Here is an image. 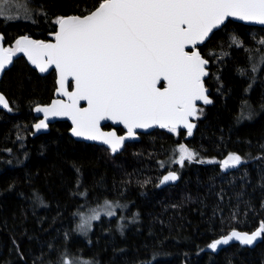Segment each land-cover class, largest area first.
<instances>
[{
  "label": "trees",
  "instance_id": "16d2710c",
  "mask_svg": "<svg viewBox=\"0 0 264 264\" xmlns=\"http://www.w3.org/2000/svg\"><path fill=\"white\" fill-rule=\"evenodd\" d=\"M27 15L0 18L5 48L21 36L49 41L56 19L84 15L103 0H15ZM39 6V7H37ZM42 13H46L44 15ZM235 36L243 46L232 43ZM264 28L228 21L199 48L208 61L212 103L199 106L191 136L156 129L117 155L75 141L58 122L35 134L34 108L55 97L56 73L41 76L16 57L0 82V264H264V234L255 248L209 245L232 230L264 224ZM243 73V74H241ZM106 128H109L108 126ZM120 131H123L120 129ZM183 145L196 154L176 163ZM242 163L225 170L223 161ZM177 171L180 181L157 187ZM110 202L113 218L79 233L80 215Z\"/></svg>",
  "mask_w": 264,
  "mask_h": 264
},
{
  "label": "snow or ice",
  "instance_id": "6c2138e0",
  "mask_svg": "<svg viewBox=\"0 0 264 264\" xmlns=\"http://www.w3.org/2000/svg\"><path fill=\"white\" fill-rule=\"evenodd\" d=\"M8 3L0 0V16ZM229 18L264 25V0H103L83 16L56 19L55 43L25 36L16 41L15 49L0 46V73L18 52L27 55L40 72L52 66L59 72L60 94L67 96L68 102L57 100L50 107H37L35 111L44 114L35 125L37 131L48 127L50 116H66L75 125L74 136L100 140L114 153L125 138L102 132L103 120L123 124L128 137L135 135V129L153 126L173 133L183 126L191 135L195 125L189 118L197 117V101H212L203 83L208 61L198 51L185 49L204 43ZM232 43L243 46L235 36ZM258 43L264 44V40ZM69 78L75 82V91L67 90ZM161 80L166 81L163 90L157 87ZM82 100L87 107H80ZM0 106L12 110L3 95ZM178 151L175 162L181 166L196 158L183 145ZM240 162L241 157L232 154L223 165L236 167ZM177 179L173 172L164 176L163 182ZM105 207L112 209L113 205L105 201ZM99 218L100 212L94 211L79 229L84 231L90 220ZM262 234L264 224L252 234L233 231L209 247L215 251L233 239L252 245Z\"/></svg>",
  "mask_w": 264,
  "mask_h": 264
},
{
  "label": "water",
  "instance_id": "95a60500",
  "mask_svg": "<svg viewBox=\"0 0 264 264\" xmlns=\"http://www.w3.org/2000/svg\"><path fill=\"white\" fill-rule=\"evenodd\" d=\"M94 10H95V9H94ZM70 16H74V15L65 16L64 18H67V17H70ZM81 16H83V15H81ZM228 21H233V22L240 23V24H243V25H246V26H250V27L264 28V25H258V24H254V23H248V22H244V21H239V20H236V19H233V18H229L227 21H225V24H226ZM225 24H224V25H225ZM222 26H223V25H221L220 28H221ZM220 28L214 29L213 32H214V31H217V30L220 29ZM58 30H59V26L57 27V31H56V32H58ZM213 32H212V33H213ZM212 33H211V34H212ZM211 34L209 35L208 39L210 38ZM0 36H2V35H0ZM25 36H26V35L21 36L20 39L23 38V37H25ZM2 37H3V36H2ZM27 37H28L29 39H31V40H35V41H38V42H44V43H55V36H54V38H53L52 40H49V41L36 40L35 38H33V37H31V36H27ZM208 39H207V40H208ZM207 40H205L204 43H205ZM204 43H202V44H198V45L196 46L195 49L187 48V49H185V50H186V51H189V52H191V51H198V52L200 53L199 48H200ZM0 46H3V47L5 48V46H4V39H3L2 41H0ZM200 55H201V53H200ZM16 57H23V58L26 60V62L28 63V65H29L32 69H34L35 71H37L41 76H45V75H47V74H49V73H51V72H53V71L56 73V84H57V89H56V91H55V97H54V99L51 101L50 104H48V105H46V106H37V107H50V106L52 105V103L55 102V101H57V100H61V101L65 102V103L68 102V98H67V96H64V95H61V94H60L59 72L55 69V67L52 66V67H50V68L48 69V71H46V72H40L39 68L36 67V65L32 64V62L28 59L27 55H25L24 53H19V52H18V53H16V54L12 57V63L9 64L8 66H6V68L4 69V71H3L2 73H0V82H1V80H2V78H3V76H4V74H5V72H6L7 70H9V68L12 66V64H13V62H14V60H15ZM201 57L203 58L202 55H201ZM207 65H208V64H207ZM207 65H206L205 67H206V71L208 72ZM208 74H209V72H208ZM207 77H208V75L205 76V77L203 78V83H204V87H205L206 90H207V91H206V94L208 95L209 99L212 101V98H211V95H210V90L205 86V80L207 79ZM161 82H164V84H165L164 87H166V81L161 80ZM161 82H160V83H161ZM66 87H67V90H68L69 92H71V91H75V82H74L71 78H69V80L67 81ZM157 87L161 88V87L159 86V84L157 85ZM164 87H163V88H164ZM163 88H161V90H163ZM0 95H3V94L0 92ZM3 96H4V95H3ZM4 97H5V96H4ZM5 99L7 100L6 97H5ZM7 101H8V100H7ZM8 103H9V102H8ZM210 104H211V103H210ZM210 104H204L202 101H197V108H198L199 106H209ZM9 107H10V104H9ZM37 107L34 108V115H35V117L38 119L37 123H39L41 120L44 119V114H43L42 112H36L35 109H36ZM80 107H81V108L87 107V102H86V101H83V100L80 101ZM0 111H6V112H9L8 109L3 108L2 106H0ZM195 118H196V117H190V118H189V122H190V123H193V124L195 125V123H194ZM46 122H47V124H48V127L45 128V129H40L39 131H37L36 128H35V125H36L37 123L34 125V130H35V134H36V135H38V134H42V133L48 131L50 125H53V124L58 123V122H67V123L70 125V127H71L70 130H69V135H70L75 141H78V142H84V143H87V144H92V145H97V146H103V147L109 149V150L112 152L110 146L107 145V144H104V143H103L102 141H100V140L93 141V140H87V139H85V138H83V137H77V136H74V135L72 134V129L75 127V125H73L71 119H69V118L66 117V116H55V117H51V116H50ZM108 125L111 126V129H109V130L104 129V127H105V126H108ZM119 128H122V129L124 130V133H123V134H118L117 129H119ZM156 129H164V128H160L159 126H153V127H151V128H148V129H135V135H134L133 137H128V130H127V128H126L123 124H118V123H115V122L110 121V120H103V121L100 122V130H101L102 132H104V133L114 132V133L116 134L117 137H124V138H125V139H124V143H123V145H122V146H121V147H120L115 153L112 152L113 155H117V154L121 153V152L123 151V149H124V147H125V145H126L127 143H133V142H138V141H140V135H141V134H149V133L153 132V131L156 130ZM194 129H195V127L192 129V134H193V132H194ZM177 130H183V131H186V132H187V129L184 128L183 126L179 127ZM192 134H191V135H192ZM191 135H189V136H191ZM173 172L179 177V179H177L176 181H168V182H166V183L163 182V177L166 176V175H168L169 173H173ZM179 181H180V174H179L177 171H173V170H171V171H168V172H166V173H164V174L162 175V177H161L160 180H159V183H158L157 187H158L159 189H163V188L168 187V186H171V185H176V184L179 183ZM259 228H260V227H258L256 230H254V231H252V232L240 231V230H237V229H236V230H232L229 234H227V235H225V236H222V237L218 238L217 240L222 239V238H224V237L230 235L233 231H237V232H240V233H242V234H252V233H254L255 231L259 230ZM262 239H263V237L258 238V239H257L252 245H244V244H241L238 240L233 239V240L230 241L227 245H220V246H218V248H217L215 251H214L213 249H211V248H209V250H210L211 253L215 254V253H219V252H221L222 250L226 249L227 247H229V246H231V245H240L241 247H244V248H250V249H253V248H255L259 243H261ZM215 241H216V240H215ZM215 241H213L212 243H214ZM212 243H211V244H212Z\"/></svg>",
  "mask_w": 264,
  "mask_h": 264
},
{
  "label": "rangeland",
  "instance_id": "374dc122",
  "mask_svg": "<svg viewBox=\"0 0 264 264\" xmlns=\"http://www.w3.org/2000/svg\"><path fill=\"white\" fill-rule=\"evenodd\" d=\"M23 15H27V12L25 11V7L18 1L15 0H9V3L7 5H5V13L3 16H0V18H7L11 17L9 20H13L16 19L15 17H21ZM28 16V15H27ZM228 158V157H227ZM225 158V160L227 159ZM224 160V161H225ZM223 161V162H224ZM242 163V161L240 162V164ZM238 166V165H237ZM223 168L225 170L234 168V167H229V168H225L223 165ZM113 205V204H112ZM94 211H99L100 212V218L98 220H90V227L86 226L84 231H79L80 235L85 237V238H89L91 231L94 228L95 223L99 222V220L103 217L106 218H113L116 215L117 212V206L113 205L112 209H108L105 207V203L102 205H99L98 207H96L95 209H92L90 211L84 212L80 215V221L79 224L83 223L85 220H89V218L91 217V215L93 214ZM108 211H113L114 215H107L106 213ZM62 264H93L91 260L85 259V258H80V260H71L69 258H66Z\"/></svg>",
  "mask_w": 264,
  "mask_h": 264
},
{
  "label": "flooded vegetation",
  "instance_id": "af4514ba",
  "mask_svg": "<svg viewBox=\"0 0 264 264\" xmlns=\"http://www.w3.org/2000/svg\"><path fill=\"white\" fill-rule=\"evenodd\" d=\"M159 86H160L161 88H163V87L165 86L164 82H161V83L159 84ZM198 108H199V107H198ZM106 127H107V126H105L104 129H107V130L111 129V126H109V125H108L109 128H106ZM120 129H122V128L117 129L118 134H123V133H124V130L122 129L123 131H120ZM140 136H141V135H140Z\"/></svg>",
  "mask_w": 264,
  "mask_h": 264
}]
</instances>
